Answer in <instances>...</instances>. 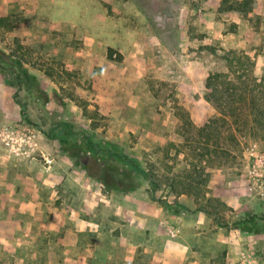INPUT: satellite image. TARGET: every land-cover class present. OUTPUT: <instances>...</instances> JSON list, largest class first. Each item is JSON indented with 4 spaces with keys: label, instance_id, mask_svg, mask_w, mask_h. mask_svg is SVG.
I'll return each mask as SVG.
<instances>
[{
    "label": "crops",
    "instance_id": "0c3cea01",
    "mask_svg": "<svg viewBox=\"0 0 264 264\" xmlns=\"http://www.w3.org/2000/svg\"><path fill=\"white\" fill-rule=\"evenodd\" d=\"M2 1L7 4L6 13L0 16L9 15L8 13L16 11L18 6L32 9L48 2ZM255 1L254 9L246 14L258 16L264 21V0ZM77 5L78 2L71 5V12L73 7L74 11L77 10ZM73 17L72 12L68 19L47 21L58 23L63 32L68 24H78V18ZM93 28L90 26L86 33V38L92 44L84 47L82 56L88 58L92 65L101 68L97 69L101 70L98 87L101 93L89 108L97 107L99 115L104 119H99L95 128H92V119L84 114L83 108L80 107V116L89 126H81L80 133H73L72 124L66 120V116L62 119L67 111L63 102L57 103L48 96L46 107H54V117L58 116L62 124H69L66 129L72 132L70 138L84 140L83 129H87L96 134L98 139L106 141L111 146L109 151L115 150L118 155L133 158L130 155L131 150L127 151L130 147L124 146L123 150L119 145L126 138L124 133L136 140L134 149L145 151L152 149L160 139H171V135L159 137L160 133L156 134L150 127L141 128L139 125L144 121L152 123L156 116L153 107L142 101L138 93L137 86L138 81L141 82L142 72L136 64V49L125 54L119 52L118 59L114 58L113 52L116 51L113 46H109L104 52H98L95 48L103 44L107 37L103 34L98 36V32L93 31ZM12 33L26 44L41 43L42 40L37 38L38 33L45 34L47 39L54 37L39 26L36 19L34 24L22 21ZM128 37L132 36L125 34L122 38L126 41ZM110 50L112 58L109 57ZM77 51L83 49L78 47ZM117 60L122 63L120 69H116L114 64ZM28 69L38 78V92L42 93L41 89L46 93L54 90L58 94V88L55 86L57 82L35 67L29 65ZM25 87L35 88L27 84L20 89ZM81 88L82 85L78 83V89ZM179 88L182 91L188 90L184 81L180 83ZM17 90L18 86H10L0 77V104L3 108L12 107L4 116L5 121L11 125L23 120L20 104L15 100ZM66 98L71 100L67 107L73 111L72 105H79V100L70 96ZM187 107L195 117L194 110L198 106L188 100ZM74 111L78 114L76 109ZM139 115L141 120L138 119ZM173 116L166 122L168 128L171 123H177V118ZM26 120L36 123L29 112ZM102 120L111 122V129L106 131ZM38 121L41 147L53 159V164H46L40 156L34 159L15 157L0 143V203L7 204L10 210L6 218H0V228L2 222H5L8 227L7 235L10 237L8 242L15 245V249H19L16 245H20L21 250L26 251H56L58 259L61 256L60 261L63 263L73 258L74 254L71 253L77 252L78 260H81L83 252H90L86 264H240L244 256L252 252L256 254L258 251L256 247H247L246 241L252 239L255 245L264 246V232H243L238 225H232L230 231L222 227L211 230L208 227L211 217L203 210L192 208L194 200L190 196L174 195L169 189L163 195L164 189L154 188L145 175L133 170L128 171V165L125 163L92 155L90 160H78L79 157L64 150L60 141L54 137L58 134L60 125L47 137L43 131V120ZM106 171L117 173V178L110 179ZM126 174L129 182L126 181ZM225 175L220 169L213 174L210 181L209 187L218 195L223 194L224 187L221 182ZM242 188L247 198L261 201V205L253 207L258 211L262 210L264 223V199L248 196L243 186ZM160 192L162 198L159 196ZM178 201L183 208L175 206ZM0 232L3 234L1 229ZM217 245L224 251L222 253L220 250V256ZM257 256L261 259V264H264V256Z\"/></svg>",
    "mask_w": 264,
    "mask_h": 264
},
{
    "label": "rangeland",
    "instance_id": "374dc122",
    "mask_svg": "<svg viewBox=\"0 0 264 264\" xmlns=\"http://www.w3.org/2000/svg\"><path fill=\"white\" fill-rule=\"evenodd\" d=\"M47 1V4L41 3L38 8L36 6L32 9L18 6L16 11L8 14L15 13L23 18L22 21L34 24L37 18L46 20L68 19L73 12V18H78V24L73 23L74 26L68 24L63 33L49 39L46 38L45 34L38 33L37 38L40 41L42 40L41 43L26 44L19 38L20 42L25 45L23 50L18 49V44L14 41L17 37L13 35L12 31L0 29V50L7 53L11 50H15V53L24 52L27 60L28 58H34L68 72L64 76V81L55 85L56 89L58 88V94L54 90L46 93L43 89L40 93L38 92V86L31 89L25 87L15 93L16 102L20 104L21 108L22 105L25 106V111L27 114L29 112L30 117L36 124H39V119L43 120L42 125L45 127L43 131L47 137L51 136V132L56 126L63 125L62 120L60 121L58 116L54 117L52 114L55 112V108L46 107L48 96L51 100L57 103L63 102V105H66L67 111L62 119H65L66 116V120L72 124L73 133H80V127L89 124L80 116L82 110L80 104L72 105L73 111H70L71 109L67 105L71 103V100L66 97L77 98L82 104L83 101H86L88 95L90 102L94 104V100L101 93L100 90L98 91L101 77L100 66L92 65L88 58L82 56L84 47L92 44L86 38L90 26L94 27L92 30L98 32V36L103 34L107 37L103 44L95 48L98 52H104L103 50L113 46L112 48L116 51L113 52L114 58L118 59L119 52L125 54L132 49H136V64L142 72L141 82L138 81L137 86V88L139 87L138 93L142 101L153 107L154 116H156L152 123L144 121L139 125L142 126L141 128L150 127V130L154 133H160L158 134L159 137L170 134L172 138L176 126L181 121L182 112L184 110L188 111V100L198 106L194 110L195 117L188 111L192 121L197 125H202L210 116L217 113L213 104L206 100V94L209 92L206 82L210 70L222 68L219 57L224 51L235 49L249 56L254 61L252 66L254 75L259 79H264V21L258 16H248L241 13L224 16L219 12L221 0H137L138 3L135 0ZM75 2H78L77 12L74 11V7L71 12V5H74ZM4 3L0 0V15L6 13L7 4ZM149 16H152L158 23L167 39V43L174 48L173 50L166 47L156 35L150 25ZM232 24H236V31H233ZM125 34L132 37H128L124 41L122 37ZM206 46H213L217 49V52H211L212 49H208ZM78 47L83 51L78 52ZM114 64L116 69H120L122 65L118 60ZM98 68L100 69L97 70ZM0 77L10 86L16 87L12 84L13 72H10L9 75L0 73ZM182 81L186 83L187 91H182L179 88ZM78 83L82 85L81 89H78ZM40 86H42V82H40ZM203 98L206 101H203ZM21 108L20 114L22 115ZM8 110L11 111L12 107L3 108L0 104V126L10 125L4 118ZM90 110L94 109L91 107ZM78 115L79 117H77ZM172 115L177 118V123H171V127L168 128L166 122L170 120ZM141 118V115H139L138 119L141 120ZM110 124L111 122L106 120L103 121L102 125H105L107 131L112 127ZM124 134L126 138L119 143L121 149L124 150V146L133 148H127V151L131 150L130 155L133 158H138L152 174H155L157 180H159L158 189H164L162 191L163 195L166 194L167 189L172 193L170 187L160 181L162 176L167 174L165 171L166 164L173 162V160L166 157V152L163 149L171 139L167 141L160 139L152 149L145 151L139 148L134 149L136 140L130 135ZM115 140L112 139V141ZM248 148L264 150L260 140L254 138L243 139V145L240 148L242 153H239L240 155L234 162H230L228 166L222 169L226 173L221 182L224 187V189L222 188L223 194L218 195L214 192V189L209 187V192L205 197L195 198L190 196L194 200L192 208L203 206L205 212L211 217V224L208 226L211 230H218L219 227H222L224 230L230 231L232 225H238L237 217L240 213L263 217L262 210L258 211L254 208L261 205V201L247 198L242 188L243 185L240 184V175L248 163L245 156ZM90 158V153H84L79 156L78 160L85 161L90 160ZM178 169L179 165H176L173 172H178ZM218 170L220 169L214 170L213 174ZM106 173H108L110 179L118 176L113 171H106ZM125 178H127V182L130 181L127 174ZM162 193H159L161 198ZM176 205L182 208L179 201ZM9 211L7 204L0 203V218H6ZM0 229L3 232V234L0 232V264L88 263L90 252H83L81 260H78L79 255L77 252L71 253L74 254L73 258L71 260L67 259L63 263V261H60L61 256L58 259V252L56 251H26L21 250L20 245H16L19 249H15V245L8 242L10 237L7 235L8 227L5 222H2V228ZM239 234H241V230ZM245 244L247 247L249 245V247H256L258 250L256 255L264 256L263 245H255L252 239L246 241ZM216 249L219 250V256L221 251L224 252L219 245Z\"/></svg>",
    "mask_w": 264,
    "mask_h": 264
},
{
    "label": "trees",
    "instance_id": "16d2710c",
    "mask_svg": "<svg viewBox=\"0 0 264 264\" xmlns=\"http://www.w3.org/2000/svg\"><path fill=\"white\" fill-rule=\"evenodd\" d=\"M136 3L137 0H135ZM256 5L255 0H222L219 7L220 14L230 16L234 13H249ZM23 20L19 15L12 13L0 16V29L12 31L18 27ZM36 22L55 36L63 33L58 23L37 18ZM149 22L156 35L166 47L174 48L167 43L165 35L155 19L149 16ZM233 31H236V24H232ZM18 49L23 50L25 45L19 38L14 40ZM216 53L213 46H206ZM15 50L5 52L0 50V73L9 75L14 73L12 84L20 89L23 85L38 86V78L31 74L28 64L42 71L46 76L61 84L66 70H59L56 66L34 58H25L24 52L15 53ZM109 57L112 58L110 50ZM221 69L210 70L207 77L206 87L209 92L206 100L211 102L217 113L210 116L202 125L195 124L187 110L181 115V121L176 126L171 140L163 147L166 157L173 160L166 164L167 174L162 176L161 182L169 186L174 195L186 194L195 198L205 197L209 192V183L213 172L216 169H223L230 162H234L242 153L240 149L243 139L254 138L261 141L264 146V79L254 75L252 66L254 61L246 54L235 49H228L220 55ZM238 68V70H236ZM233 73V74H232ZM89 118L92 119V128H95L99 119L98 108L90 110L89 96L86 101H78ZM22 117L27 119L25 106L22 105ZM69 124L60 127L57 138L63 149L75 157L82 153L100 159H111L116 162L128 165V171L133 170L143 174L150 179L154 188L159 186L155 174L136 158L128 155H118L115 150L109 151L110 147L106 141L98 139L96 134L83 129L84 140L70 138L71 130H67ZM179 165L178 172H173L174 167ZM198 209L206 211L203 206ZM263 217L240 213L237 217V224L243 232L262 233L264 232Z\"/></svg>",
    "mask_w": 264,
    "mask_h": 264
},
{
    "label": "built area",
    "instance_id": "2783aa9c",
    "mask_svg": "<svg viewBox=\"0 0 264 264\" xmlns=\"http://www.w3.org/2000/svg\"><path fill=\"white\" fill-rule=\"evenodd\" d=\"M0 143L15 157L34 159L40 156L48 165L54 162L41 147L39 125L25 118L16 124L0 126ZM245 156L248 163L240 175L241 183L248 196L264 199V150L248 148ZM240 264H261V259L252 252L244 256Z\"/></svg>",
    "mask_w": 264,
    "mask_h": 264
}]
</instances>
